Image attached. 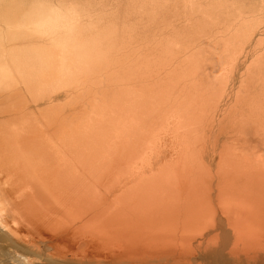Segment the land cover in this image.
<instances>
[{
  "label": "bare ground",
  "instance_id": "obj_1",
  "mask_svg": "<svg viewBox=\"0 0 264 264\" xmlns=\"http://www.w3.org/2000/svg\"><path fill=\"white\" fill-rule=\"evenodd\" d=\"M0 264H264V0H0Z\"/></svg>",
  "mask_w": 264,
  "mask_h": 264
}]
</instances>
